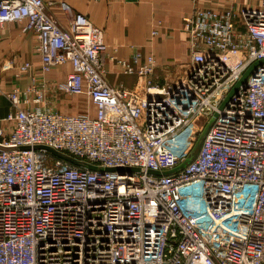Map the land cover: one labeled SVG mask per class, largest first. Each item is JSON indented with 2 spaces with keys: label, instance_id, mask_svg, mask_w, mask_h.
<instances>
[{
  "label": "built area",
  "instance_id": "built-area-1",
  "mask_svg": "<svg viewBox=\"0 0 264 264\" xmlns=\"http://www.w3.org/2000/svg\"><path fill=\"white\" fill-rule=\"evenodd\" d=\"M62 8L67 28L43 0H0V27L33 33L42 73L70 64L62 90L95 109H48L43 86L5 92L0 264H264V63L223 105L264 60V0L186 14L189 69L164 84L153 54H109L100 27ZM107 62L136 85L110 84ZM213 118L194 160L150 173L178 167Z\"/></svg>",
  "mask_w": 264,
  "mask_h": 264
},
{
  "label": "crops",
  "instance_id": "crops-1",
  "mask_svg": "<svg viewBox=\"0 0 264 264\" xmlns=\"http://www.w3.org/2000/svg\"><path fill=\"white\" fill-rule=\"evenodd\" d=\"M46 10L62 27L69 24L63 4L74 12L86 15L104 33L109 54L128 58L136 51L145 58L153 54L157 68L153 79L160 84L181 78L189 69L188 36L183 29V17L197 8L230 7L238 11L243 6L258 5L262 0H43ZM23 24L10 22L0 27V119L13 111L5 92L12 88L44 89L43 105L65 114L89 112L95 109L85 96L67 95L63 84L73 72L70 64L41 72V58L32 32H24ZM158 30L153 35L154 29ZM116 49V51H115ZM25 63L31 66L22 71ZM171 69L172 78L161 79ZM105 77L110 84L132 88L138 82L135 75H124L112 62L106 63ZM164 80V82H163ZM162 81V82H161ZM34 95L32 94L31 97Z\"/></svg>",
  "mask_w": 264,
  "mask_h": 264
},
{
  "label": "water",
  "instance_id": "water-1",
  "mask_svg": "<svg viewBox=\"0 0 264 264\" xmlns=\"http://www.w3.org/2000/svg\"><path fill=\"white\" fill-rule=\"evenodd\" d=\"M261 63H264V60L262 61H259L257 62L256 64H254L243 76L242 78L240 79V81L235 85V87L233 88V90L229 93L227 99L224 101L223 105L226 104V102L229 100V98L236 92V90L242 86V87H245L246 86V79L248 78V76L250 75L251 71L253 70V68L258 65V64H261ZM222 105V106H223ZM214 121V118L210 120V122L207 124V126L205 127V129L202 131V133L200 134L197 142L195 143V146L193 148V150L191 151V153L188 155V157L178 166L176 167L174 170H171V171H165L163 173H159V172H152L150 171V173H153V174H172V173H176L180 170H182L186 165H188L192 160L195 159V157L197 156L199 150H200V147L202 145V142L209 130V128L211 127L212 123ZM36 148L38 149H45L49 152H51L52 154H54L55 156H58L72 164H75V165H81V166H86L90 169H96V167L94 166H91V165H88V164H85V163H82L80 161H77L76 159L74 158H71L69 156H66L64 154H61V153H58L52 149H50L49 147H46V146H37ZM129 171H141L140 169H128Z\"/></svg>",
  "mask_w": 264,
  "mask_h": 264
},
{
  "label": "rangeland",
  "instance_id": "rangeland-1",
  "mask_svg": "<svg viewBox=\"0 0 264 264\" xmlns=\"http://www.w3.org/2000/svg\"><path fill=\"white\" fill-rule=\"evenodd\" d=\"M172 70H174V69H171V70H169V71H167L166 70V73H162L161 75V79H163L164 78V80H165V77L167 78V79H169V78H172V76L174 75V73L172 72ZM164 80H163V82H164ZM172 79H170L169 81H171ZM162 82V81H161ZM166 83V82H165ZM164 84V83H163Z\"/></svg>",
  "mask_w": 264,
  "mask_h": 264
}]
</instances>
